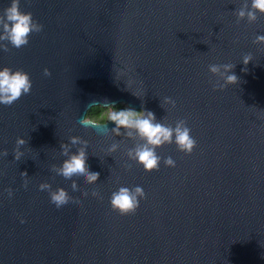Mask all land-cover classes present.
I'll use <instances>...</instances> for the list:
<instances>
[{
    "label": "water",
    "instance_id": "water-1",
    "mask_svg": "<svg viewBox=\"0 0 264 264\" xmlns=\"http://www.w3.org/2000/svg\"><path fill=\"white\" fill-rule=\"evenodd\" d=\"M11 3L0 0V16ZM19 8L42 30L19 49L0 39V69L32 85L0 104V264H264V14L247 15L251 0ZM106 103L189 128L193 152L173 137L146 172L130 155L145 144L135 130L82 125ZM81 153L99 180L65 183L62 169ZM121 187L145 193L134 213L112 210ZM60 192L80 207L57 213Z\"/></svg>",
    "mask_w": 264,
    "mask_h": 264
},
{
    "label": "clouds",
    "instance_id": "clouds-1",
    "mask_svg": "<svg viewBox=\"0 0 264 264\" xmlns=\"http://www.w3.org/2000/svg\"><path fill=\"white\" fill-rule=\"evenodd\" d=\"M20 0H12L11 6L4 10L0 16V26L3 27V35L0 39L7 40L13 47L19 49L27 45L28 37L34 31H40L41 26L34 23L31 13H23L19 8ZM251 11L247 13L250 18H255L257 13L264 14V0H251ZM241 17L245 15L244 11L239 13ZM258 40L264 41V36L258 37ZM251 62L250 58H245V67ZM213 71H216L213 68ZM229 84H237L238 77L233 73L227 76ZM31 80L27 73L22 71H12L9 68L0 69V104L11 105L22 97L30 93ZM99 110V115L96 114ZM155 115L151 111L123 107L117 108L114 104L106 103L104 106H93L91 111L81 121L83 126L95 129H106L109 122L115 125L111 129L116 135L120 134L121 129L135 130L141 139L145 141L143 147L135 150L133 158L144 168L146 172H153L159 169L160 158L156 154V148L165 143L173 142L178 149L190 155L195 146V140L191 137L190 129L178 126L175 130L155 122ZM23 143V141H20ZM73 143V147H76ZM87 157L81 153L77 158L72 159L65 164L60 173L61 179L65 183H70L76 179H86L89 183H95L99 180V173L92 172L86 165ZM167 166L174 167V161L169 158L165 161ZM26 175V174H25ZM75 191V189H74ZM145 197L142 187H136L131 190L127 187H121L113 192L110 205L113 211L121 215L134 213L139 207L140 200ZM51 207L60 213L69 207H80V204L73 203L63 192L54 194L50 200ZM23 223V221H21Z\"/></svg>",
    "mask_w": 264,
    "mask_h": 264
},
{
    "label": "rangeland",
    "instance_id": "rangeland-1",
    "mask_svg": "<svg viewBox=\"0 0 264 264\" xmlns=\"http://www.w3.org/2000/svg\"><path fill=\"white\" fill-rule=\"evenodd\" d=\"M117 108H123V107H128L126 104H124V103H119V104H117V105H115ZM128 108H130V107H128Z\"/></svg>",
    "mask_w": 264,
    "mask_h": 264
},
{
    "label": "trees",
    "instance_id": "trees-1",
    "mask_svg": "<svg viewBox=\"0 0 264 264\" xmlns=\"http://www.w3.org/2000/svg\"><path fill=\"white\" fill-rule=\"evenodd\" d=\"M90 111H91V110H90ZM90 111H89V112H90ZM89 112H88V113H89ZM88 113H87V114H88ZM96 114L99 115V110H97Z\"/></svg>",
    "mask_w": 264,
    "mask_h": 264
}]
</instances>
